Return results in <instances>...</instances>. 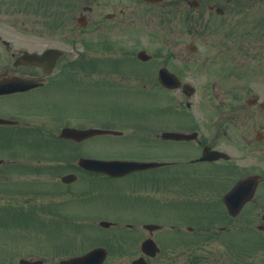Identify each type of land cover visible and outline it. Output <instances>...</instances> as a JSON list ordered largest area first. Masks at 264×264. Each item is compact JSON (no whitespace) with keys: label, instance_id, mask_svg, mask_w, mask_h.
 Segmentation results:
<instances>
[{"label":"flooded vegetation","instance_id":"obj_1","mask_svg":"<svg viewBox=\"0 0 264 264\" xmlns=\"http://www.w3.org/2000/svg\"><path fill=\"white\" fill-rule=\"evenodd\" d=\"M250 2L257 13V20L250 21L255 32L257 22L264 24V0ZM244 3L248 5L247 0ZM232 6L227 0L222 4L214 0H0V100L20 98L11 109L0 104V119L6 120L0 122V143L4 135L21 134L15 126L29 124L19 117L29 110L18 104L46 96L64 74L93 90L97 84L104 86L106 96L121 86L164 98L160 111L153 103L148 115L33 110L54 115L55 127L48 128L50 140L70 142L75 162L68 164L65 173L82 172L100 179L137 175L138 187L127 190L130 199L166 214L118 220L111 226L129 229L131 237L123 243L127 249L119 253L122 259L144 257L149 264L156 257L172 256L180 263L169 264H264V47L256 43L262 40L261 31L258 38L250 30L242 32L238 50L231 47L230 39L207 45L204 58L192 56L200 49L194 41L186 45L191 53L182 54L174 47L180 48L176 39L168 43L164 38L174 15L192 20L196 12L205 10L203 26L208 32L216 31L228 26L226 15L243 9ZM218 16L223 24L213 20ZM43 28L49 35L40 31ZM52 48L61 54L51 53ZM249 72L252 75H246ZM201 75L206 83L196 79ZM165 80L173 83L168 86ZM208 81L212 90L224 93L226 88L228 99H203L198 91ZM66 127L106 132L65 139L60 134ZM101 140L146 143L163 153L85 154L143 162L140 168L118 174L88 172L77 163L85 156L78 149L94 147ZM14 142L0 154V210L16 212L26 205L37 219L40 216L59 227L87 219L82 214L67 215L70 202L87 196L70 189L79 175L64 184L58 182L64 163L57 160L56 167L41 163L48 156L58 157V149L45 146L32 152L28 141L20 149ZM42 207L46 208L43 215ZM148 245L157 248L151 257L144 254Z\"/></svg>","mask_w":264,"mask_h":264},{"label":"rangeland","instance_id":"obj_2","mask_svg":"<svg viewBox=\"0 0 264 264\" xmlns=\"http://www.w3.org/2000/svg\"><path fill=\"white\" fill-rule=\"evenodd\" d=\"M213 0H211L212 2ZM218 4H222L223 0H214ZM233 4V8L243 7V9L238 12L234 11L233 15H226L225 18L227 25H221V29L214 31L210 29L207 31L205 24V10L198 11L195 13L192 20L186 19L185 15L176 16L174 19L171 18V24L167 26L164 30V38L168 43L171 40L176 39V42H179L180 48L174 46L180 53L189 54L191 53L190 49H187L186 45L189 42H193L198 46V50L195 51L193 57L201 56L204 52H207L205 46L213 45L218 40L226 41L230 39L231 47L236 48L235 50L240 49L239 44L242 42L243 36L241 35L244 31H251L253 38L261 34L262 40L258 41L260 47H264V24L257 22L259 28L257 31H253V28L250 24L251 20H257V13L255 8H251L250 0H247L248 5L245 0H227ZM203 7V5L201 6ZM237 9V8H236ZM202 12V13H201ZM150 15V14H148ZM203 16V21L199 22V16ZM180 18V19H179ZM212 18V17H211ZM151 18L148 17V22ZM216 20L217 23H222L221 17H214L213 20ZM212 22V20H211ZM223 24V23H222ZM263 24V25H262ZM246 28H245V27ZM164 27V25H163ZM163 27L161 29H163ZM44 34L49 33L43 28L40 30ZM259 31L261 33L259 34ZM62 34V33H61ZM159 36L161 31L157 33ZM226 34V35H225ZM35 35V34H34ZM228 35V36H227ZM249 41V36L247 37ZM37 42H40L38 40ZM58 44V42H53ZM152 43V42H151ZM242 44V43H241ZM152 45V44H151ZM202 48H205L202 50ZM201 58H204L201 56ZM237 58H241L239 55ZM242 60V58H241ZM257 62V61H256ZM254 62V64H256ZM264 72V71H263ZM246 75H252L250 72ZM203 76H199L196 79L202 83H206ZM256 79H263L261 77H255ZM191 79V77L189 78ZM191 81L195 82V78H192ZM80 82V83H79ZM82 81H78L77 78H73L70 74H64L63 77L57 81V86H53L50 91H48L46 96L39 95L32 99V101H23L18 104V106L25 110H51L54 113H66V112H75L76 110H86L89 113H101V114H124V115H148L153 109V103L158 107L163 103V97L159 94L157 96L146 92L139 91L135 89H127L125 87H114L113 93L106 96V90L104 86L95 85V90L89 86H84L81 84ZM218 90V89H217ZM224 93L220 90H212V87L209 84L206 85L205 89H200L198 92L200 95L206 97L208 100L216 101L218 99L226 100L228 99V90L224 88ZM219 92V93H218ZM39 93L34 94L35 96ZM209 94L214 96H209ZM17 99H1L0 104H6L8 109L14 108L16 105L14 102ZM204 99V98H203ZM194 100V99H193ZM54 123L45 124L40 129L31 132L30 134L21 135V134H9L4 135L2 142L0 143V154L4 150L3 147L9 146L11 141L16 143V149L22 148L28 141L40 142L42 146H48L51 142L45 140L46 136L49 138L48 128L50 125L51 128ZM47 131H46V130ZM38 136L37 139L34 137ZM42 137V138H41ZM45 137V138H44ZM44 139L45 142L42 140ZM30 140V141H29ZM31 141V142H32ZM55 149L58 148L63 152L62 162L67 163L72 160L75 162V159L72 158V147L68 143H60L59 141H53ZM119 142L111 141L110 143L106 141H100V144L94 145V147H85V149H78L82 154H107L111 153L119 155H131L136 153L138 155L144 156L148 154H153L155 151H160L163 153L162 148H152L149 144L144 143L143 146H135L134 143L131 145H126L124 143L118 144ZM22 144V145H19ZM31 144V143H30ZM132 146V147H131ZM9 149H13L12 145ZM28 149V148H26ZM2 151V152H1ZM74 156V155H73ZM72 159H71V158ZM76 169V168H75ZM81 171V170H80ZM65 172V171H62ZM80 173V172H79ZM82 173V172H81ZM78 174L80 179L77 183L70 185V189L73 191H81L87 196L84 195L83 198H79L70 202L67 206L68 210L71 211L68 216L75 215L78 216L82 214V217H87L90 222L92 218L105 217L110 220H129L138 218H147L151 217V213H157L158 216H165V213L160 212L159 209L153 211L151 208L146 206V203L138 202L134 203L129 195L128 189L132 190L138 187L136 181H139L140 177L137 175L127 176L126 178H99L97 176H83ZM83 195V194H82ZM28 198H23L26 200ZM41 198H37V202H40ZM36 202V203H37ZM41 203V202H40ZM44 204V203H43ZM43 208V207H42ZM37 213V212H36ZM40 214L43 215V212L40 211ZM39 215V214H38ZM96 225V223H94ZM93 223L83 224L82 229L75 230L71 226L54 225L52 221L42 219L40 216L37 217L33 214V211L30 208L27 210L14 211H5L3 215L0 213V264L10 263V264H19L17 260L19 257H28L29 255H35L33 257L44 256L50 258L51 256H58L57 259L70 256L72 254L83 253V250H88L98 243L107 244L109 248V256L106 258L104 264H130V259H122L119 256V253L123 250H126L127 246H123V243L130 239V232L128 229H119V228H109L102 230L98 228ZM126 230V231H125ZM121 242L122 245H118ZM56 249H59L58 252L55 248L51 249L52 245ZM51 245V246H50ZM52 246V247H53ZM4 250V251H2ZM61 254V255H60ZM56 259V260H57ZM152 261L149 264H169L171 262L180 263L178 257H156L151 259ZM49 264H58L56 261Z\"/></svg>","mask_w":264,"mask_h":264},{"label":"water","instance_id":"obj_3","mask_svg":"<svg viewBox=\"0 0 264 264\" xmlns=\"http://www.w3.org/2000/svg\"><path fill=\"white\" fill-rule=\"evenodd\" d=\"M102 166V167H101ZM93 167H95L93 165ZM101 169L111 172V169L113 166V164H109V163H101L100 164ZM99 166L97 167L100 168ZM100 169V170H101ZM105 256V251L104 249L101 248H94V250H91L87 253H84L83 255L80 256H72L71 258L68 259H62L61 260V264L62 263H69V264H99L101 263ZM22 263L24 264H28L27 261H23L21 260ZM138 261H134L133 264H138ZM32 263H40L39 261H32Z\"/></svg>","mask_w":264,"mask_h":264}]
</instances>
